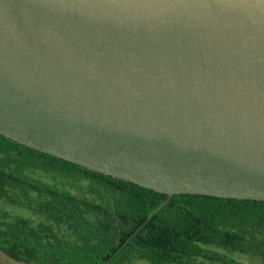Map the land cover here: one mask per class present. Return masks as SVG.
Masks as SVG:
<instances>
[{
	"label": "water",
	"instance_id": "1",
	"mask_svg": "<svg viewBox=\"0 0 264 264\" xmlns=\"http://www.w3.org/2000/svg\"><path fill=\"white\" fill-rule=\"evenodd\" d=\"M0 134L167 200L264 202V0H0Z\"/></svg>",
	"mask_w": 264,
	"mask_h": 264
},
{
	"label": "trees",
	"instance_id": "2",
	"mask_svg": "<svg viewBox=\"0 0 264 264\" xmlns=\"http://www.w3.org/2000/svg\"><path fill=\"white\" fill-rule=\"evenodd\" d=\"M32 169L62 170L96 180L102 202L34 180ZM33 195H37L35 198ZM44 217L4 223L0 251L24 264H105L167 196L32 150L0 134V199ZM59 232L75 236V245ZM252 255L264 263V202L176 195L111 264H241L207 249Z\"/></svg>",
	"mask_w": 264,
	"mask_h": 264
},
{
	"label": "rangeland",
	"instance_id": "3",
	"mask_svg": "<svg viewBox=\"0 0 264 264\" xmlns=\"http://www.w3.org/2000/svg\"><path fill=\"white\" fill-rule=\"evenodd\" d=\"M30 178L34 180H40L48 184L55 185L63 190L72 191L75 194L86 196L89 199L96 200L99 203L102 202V197L108 200L105 190L96 180H93L87 176L79 174H71L70 172H64L62 170H45V169H32L28 173ZM37 198V195H33ZM17 219H26L30 222V226L34 229H40L43 225L49 223L41 215L29 211L28 209L15 206L9 202L7 198L0 199V229L4 223L15 224ZM60 237L71 244L75 245L76 238L68 232H59ZM207 249L211 251H218L230 256L241 264H264L263 261L252 255H244L240 253H234L226 251L224 249L209 246ZM0 264H24L12 261L4 252L0 251ZM132 264H147L144 261H133Z\"/></svg>",
	"mask_w": 264,
	"mask_h": 264
}]
</instances>
